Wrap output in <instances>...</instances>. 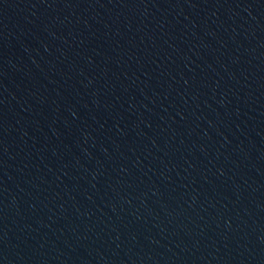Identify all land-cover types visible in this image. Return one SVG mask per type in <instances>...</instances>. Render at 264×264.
<instances>
[{
	"label": "water",
	"instance_id": "water-1",
	"mask_svg": "<svg viewBox=\"0 0 264 264\" xmlns=\"http://www.w3.org/2000/svg\"><path fill=\"white\" fill-rule=\"evenodd\" d=\"M0 264H264V0H0Z\"/></svg>",
	"mask_w": 264,
	"mask_h": 264
}]
</instances>
